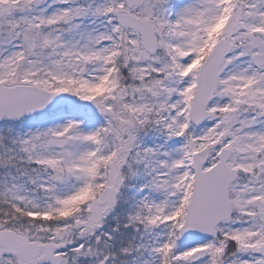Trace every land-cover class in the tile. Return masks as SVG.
I'll list each match as a JSON object with an SVG mask.
<instances>
[{
	"label": "snow or ice",
	"instance_id": "obj_1",
	"mask_svg": "<svg viewBox=\"0 0 264 264\" xmlns=\"http://www.w3.org/2000/svg\"><path fill=\"white\" fill-rule=\"evenodd\" d=\"M0 264H264V0H0Z\"/></svg>",
	"mask_w": 264,
	"mask_h": 264
}]
</instances>
